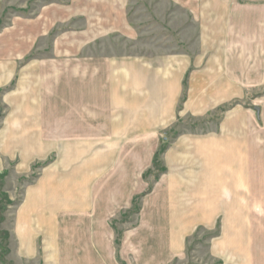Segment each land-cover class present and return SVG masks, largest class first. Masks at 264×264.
Wrapping results in <instances>:
<instances>
[{"label": "crops", "instance_id": "crops-1", "mask_svg": "<svg viewBox=\"0 0 264 264\" xmlns=\"http://www.w3.org/2000/svg\"><path fill=\"white\" fill-rule=\"evenodd\" d=\"M93 1L44 6L29 52L0 54V155L58 161L16 211L13 262L122 264L111 221L171 136L122 262L192 263L205 244L209 264H264V0H174L173 53L151 57L97 52L119 8ZM187 118L205 128L174 134Z\"/></svg>", "mask_w": 264, "mask_h": 264}, {"label": "rangeland", "instance_id": "rangeland-1", "mask_svg": "<svg viewBox=\"0 0 264 264\" xmlns=\"http://www.w3.org/2000/svg\"><path fill=\"white\" fill-rule=\"evenodd\" d=\"M78 1L84 9L94 7L91 3L94 2L93 0ZM75 2L77 3V0H0V54L5 53L11 55V53L20 50L29 52L30 44L28 45L27 38L30 34L32 35V33H35V27L33 26L31 28L28 26L29 20L41 21V17L43 18L46 11H48L44 6L58 3L69 6ZM125 6L126 8L124 9ZM116 7L119 8L115 14V20L118 26L110 30L105 29V31L109 33L110 43L106 42L104 46L101 45V48L99 47L97 52L105 51L108 54L140 55L146 57L171 55L173 53V16L175 13L174 10H176V8L174 9V0H116ZM176 13L179 15L178 11ZM121 23L125 25L130 24V27H126L124 24V27H121ZM175 25L178 27V23ZM71 29L72 27L70 24H67L62 25L56 32ZM42 30L45 31L47 28H43ZM49 40L51 41V39ZM49 46L51 45L49 44ZM41 47H44V50L46 48L43 41L40 44V48ZM49 50L48 48V52ZM261 95H264V91L252 93L250 98L254 99ZM203 125L204 123H195L191 118L183 119L180 120L176 128H174V134H179L184 131L193 132L194 129L199 131L205 128ZM162 137L164 138V144L161 143L162 146L160 145L158 152H160L161 148L165 150L167 144L172 142L171 136L167 137V139L164 136ZM164 150L158 155L159 171L156 170L153 161L152 169L147 170L143 175V179L148 184V188L144 193L134 197V199L139 198L140 209L143 198L152 193L153 183L158 180L160 174L163 172L161 158ZM43 162L44 163L41 162L40 164L34 163L25 165L18 161V157L9 161L6 157L0 155V175L5 174L3 178H0V219H2L0 223V232H5L7 234V236L4 237L6 242L2 240L3 236H0V258L4 259V262L0 259V264H15L12 260V248L14 243L13 230L16 211L24 201V194L27 187L43 175L46 166L49 167V165L51 166L58 162L57 156H53L51 160ZM148 172L150 173L145 177ZM132 208L121 213L120 216L111 221V226L116 232V241L118 235L120 236V244L116 246L118 261L122 264H125L119 256L122 234L125 229L135 227L136 221L134 218L140 214V209L138 213H129ZM193 247L194 250L190 253V260L192 263L185 264H209L208 261L201 260V256L206 253V245L203 244L202 247H200L201 249H195V246ZM5 248L7 253L2 255V251L4 253ZM192 259L194 261H192Z\"/></svg>", "mask_w": 264, "mask_h": 264}, {"label": "trees", "instance_id": "trees-1", "mask_svg": "<svg viewBox=\"0 0 264 264\" xmlns=\"http://www.w3.org/2000/svg\"><path fill=\"white\" fill-rule=\"evenodd\" d=\"M163 150L164 149H162L161 148V150H160V152H158L157 153V155H156V158H155V160H154V166H155V168H156V170H158L159 171V166H158V160H159V154L160 153H162L163 152ZM158 168V169H157ZM150 172H148L146 175H145V177H147V175L149 174ZM152 173V172H151ZM4 175L5 174H3V175H0V178H3L4 177ZM139 198H135L134 199V201H133V208H132V210L129 212V213H133V212H136V213H138L139 212V209H140V207H139ZM9 202V201H8ZM1 221H2V219H0V223H1ZM0 236H3V241L4 242H6V239H4V237L5 236H7V234L5 233V232H0ZM120 244V236L118 235V239H117V241H116V245H119ZM5 253H7V250H6V248L4 249V253H3V251H2V255H4ZM1 259V258H0ZM2 260V262H4V259L2 258L1 259ZM4 264V263H3Z\"/></svg>", "mask_w": 264, "mask_h": 264}]
</instances>
